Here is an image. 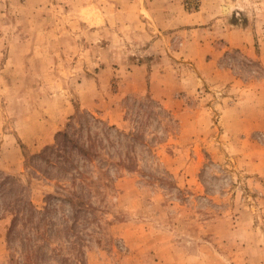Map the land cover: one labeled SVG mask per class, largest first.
Segmentation results:
<instances>
[{
	"label": "rangeland",
	"instance_id": "rangeland-1",
	"mask_svg": "<svg viewBox=\"0 0 264 264\" xmlns=\"http://www.w3.org/2000/svg\"><path fill=\"white\" fill-rule=\"evenodd\" d=\"M76 112L137 162L88 164L93 211L34 157ZM2 172L37 213L0 218V264L74 260L65 219L85 264H264V0H0Z\"/></svg>",
	"mask_w": 264,
	"mask_h": 264
},
{
	"label": "trees",
	"instance_id": "trees-1",
	"mask_svg": "<svg viewBox=\"0 0 264 264\" xmlns=\"http://www.w3.org/2000/svg\"><path fill=\"white\" fill-rule=\"evenodd\" d=\"M151 100L148 99V104L151 105ZM79 113L73 114L69 117V121L66 123L62 130L56 132L54 136L53 143L44 146L40 153L35 154L34 157L42 161L44 165H49L51 169H55L62 178L68 182L66 195H59V200L61 202H67L72 210H80L81 208L90 209L93 211L95 209L90 198L84 199L89 196V191L85 193L83 187L90 185L91 183H97L94 179L90 177L87 173L88 164L98 161L100 164L108 165L121 168L124 167L127 170H136L137 162L133 157L121 158L119 157L117 162H112V153L109 151V147H112L114 142L109 139V133L104 129H101L102 135L105 137L106 143L103 142V138L98 136L100 133L97 131L93 135L88 129L85 123L90 125V123L84 117V121H81ZM78 122H77V121ZM109 128V127H108ZM83 129H86L85 135L83 134ZM98 136V137H97ZM126 136L129 137V146L134 148L136 142L142 143V147L150 148V145L146 143L145 140L139 139L141 134L138 130L130 131ZM139 140V141H138ZM105 152V153H104ZM32 166L28 161L26 165ZM102 169V166H98ZM49 172V171H48ZM47 172V173H48ZM106 173V172H105ZM50 175V174H48ZM66 187H63L66 189ZM79 187V188H77ZM26 188L24 185L18 182V180L5 173H0V218L10 217V224L7 230V237H11L12 231L16 228L18 219L23 213V220H31L33 215L37 213V209L27 195ZM93 192V191H92ZM48 197H56L49 194ZM65 223L64 230L66 232H71L73 237L67 235V246L71 250L75 251L74 260L68 261L67 257L62 258L63 264H85L83 258V247L79 239V234L76 232L77 219H74L68 223ZM38 225V224H36ZM29 230H34L39 232L38 226H32ZM33 240L31 238L28 239ZM39 240H33V242L26 246V259L30 262L32 256L36 254L39 250Z\"/></svg>",
	"mask_w": 264,
	"mask_h": 264
}]
</instances>
